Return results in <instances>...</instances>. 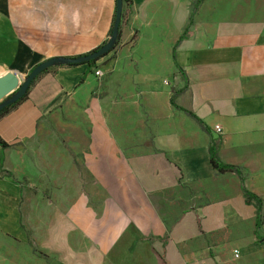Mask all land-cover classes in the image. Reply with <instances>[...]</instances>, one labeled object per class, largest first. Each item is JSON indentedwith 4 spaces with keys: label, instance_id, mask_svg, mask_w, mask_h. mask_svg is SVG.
<instances>
[{
    "label": "crops",
    "instance_id": "1",
    "mask_svg": "<svg viewBox=\"0 0 264 264\" xmlns=\"http://www.w3.org/2000/svg\"><path fill=\"white\" fill-rule=\"evenodd\" d=\"M193 1L131 0L107 54L49 66L0 115L9 144L0 146V264H46L29 251L28 229L60 264H264V0H203L175 62ZM114 11L115 0H7L2 9L16 36L28 32L34 65L103 45ZM80 105L87 122L56 127L72 130L71 151L86 148L82 174L58 137L42 135L51 117ZM211 138L262 200L258 236L241 177L210 164ZM52 158L65 169L43 192ZM95 178L106 198L93 208L83 196ZM62 188L73 196L64 208L52 196Z\"/></svg>",
    "mask_w": 264,
    "mask_h": 264
},
{
    "label": "rangeland",
    "instance_id": "2",
    "mask_svg": "<svg viewBox=\"0 0 264 264\" xmlns=\"http://www.w3.org/2000/svg\"><path fill=\"white\" fill-rule=\"evenodd\" d=\"M6 4L7 0H0V70L5 71L9 69V71H15L20 77L23 78L26 74L30 72L31 67H33V65L37 62L35 61L36 55L34 53L37 51V49L29 44L27 34L28 32L24 33L23 36L20 37L19 35L16 36V32L9 28V23L7 22L8 20L6 19L5 14L2 12V9L6 7ZM110 34L108 36L107 41L109 40ZM116 43L117 40L112 45L110 50L114 47ZM86 114L88 115V112L83 110L82 105H80L79 108L76 110H61L60 114L49 119V127L44 128L42 132L43 137L48 136L50 138L52 136H56L60 139L59 141L64 144V149L68 151L72 156L70 164L72 166L74 165L75 167H77L76 169L79 170L80 174H82L86 169L84 167V157L86 148L80 147L81 151L84 150V152L81 153L77 152L76 150L71 151V148L67 146V140L73 137L72 130L58 128L59 125L56 127V124H58L59 121H64L65 123L79 122L81 124H84L88 121ZM79 136L81 139L89 138V131L85 132L82 130ZM58 162L59 161H55L53 158L49 161L45 160L46 171L45 173H43V177L40 182V186L42 187L43 192L46 191V188L49 191L50 189L55 188V184L58 181L60 174L64 172L63 169L65 168L63 167V169H61V167L58 166ZM17 179L23 180L25 183H29L26 178L21 179L20 175L17 176ZM79 182L84 188L83 191L90 190L88 184L86 183V180L83 177L79 179ZM29 184L32 185L31 183ZM92 184L94 189L93 193L87 192V194H84L85 196L83 197H88L91 200V206L93 208H96L101 206L105 202L106 189L103 187L101 181L96 180V178L92 180ZM95 193H97L98 196H96ZM44 194L46 197L48 196L47 192ZM52 196H54V198L58 201L59 206H61L62 208L69 205L70 197H73L69 195V193L64 191L63 188L60 191H57L56 189V192H52ZM166 196L168 198H171L173 202L178 201V195L176 193H169ZM38 237V235H35L34 232L28 229L27 244L29 245V251L31 250L34 255L40 257L41 259H44L46 264H60L55 255H52V253L48 252L47 250H45V248L41 247L40 239ZM3 250L4 254H9L12 252V248L10 245L5 246Z\"/></svg>",
    "mask_w": 264,
    "mask_h": 264
},
{
    "label": "water",
    "instance_id": "3",
    "mask_svg": "<svg viewBox=\"0 0 264 264\" xmlns=\"http://www.w3.org/2000/svg\"><path fill=\"white\" fill-rule=\"evenodd\" d=\"M123 10L122 0H115V11L113 27H111V34L109 40L92 50L87 54H81L74 57H49L33 66L28 74L23 78L15 71H7L0 74V110L14 102H18L28 90L31 82L49 66L59 63H78L88 62L90 60L103 57L110 51V48L118 38V28L121 25V11Z\"/></svg>",
    "mask_w": 264,
    "mask_h": 264
},
{
    "label": "trees",
    "instance_id": "4",
    "mask_svg": "<svg viewBox=\"0 0 264 264\" xmlns=\"http://www.w3.org/2000/svg\"><path fill=\"white\" fill-rule=\"evenodd\" d=\"M203 0H194L192 2V5H191V13L189 14V17H188V21H187V24L184 28V30H182L181 34L179 35L175 45L173 46L172 48V57L173 59L175 60V49H176V46L179 45L180 41H182L188 34V31L190 30V27L192 26L193 24V14H195L196 12V9L198 7V5L201 4ZM126 3H131V0H122V5L124 7V5ZM123 10L121 11V22H122V19H123ZM113 21H114V14H113ZM113 25V24H112ZM113 27V26H112ZM121 28V25L120 27L118 28V36H119V30ZM98 59V58H97ZM97 59H94V60H90L88 61V65H93L95 60ZM176 62V60H175ZM73 64V63H71ZM70 64V65H71ZM175 94V93H173ZM173 94L171 95V99H170V102L171 104L176 107L177 109L179 110H183L185 113H188L185 109L181 108L179 105H177L174 101H173ZM25 95V94H24ZM23 95V96H24ZM11 105V104H10ZM8 105V106H10ZM8 106H5L4 108H2L0 110V115L2 113H4ZM189 116H191L192 118L195 119V121L202 127V129L206 132H209V127H207L204 122H202L200 119H198L197 117H195V115H193L192 113H188ZM218 145H219V139H213L211 138L210 140V144L208 145V152H209V157H210V164L211 166L216 169L217 171L219 172H235L237 173L241 178V182H242V189H243V198H244V201L246 204H253L255 207H256V227H255V234H257L258 236V229L259 227H261V224H262V219H263V215L261 213L262 211V200L257 196V194L247 190L244 186H243V171L241 169V167L239 166H236V165H231V164H227L226 162H223V160H221V158L218 156ZM0 146L2 148H6L9 146L8 143L2 141L0 139ZM161 264H166L162 259L160 260Z\"/></svg>",
    "mask_w": 264,
    "mask_h": 264
},
{
    "label": "built area",
    "instance_id": "5",
    "mask_svg": "<svg viewBox=\"0 0 264 264\" xmlns=\"http://www.w3.org/2000/svg\"><path fill=\"white\" fill-rule=\"evenodd\" d=\"M95 73H96L97 75H99V76L101 75V72L99 71V69H96V70H95ZM164 83H167V82L164 81ZM221 128H222V127H221L220 125H215L213 129H214V131H215L216 133H221ZM237 253H238V252L235 250V251H234V254L237 255Z\"/></svg>",
    "mask_w": 264,
    "mask_h": 264
}]
</instances>
